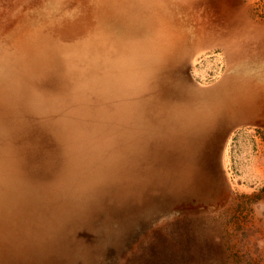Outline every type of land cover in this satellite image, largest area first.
Instances as JSON below:
<instances>
[{"label": "bare ground", "instance_id": "obj_1", "mask_svg": "<svg viewBox=\"0 0 264 264\" xmlns=\"http://www.w3.org/2000/svg\"><path fill=\"white\" fill-rule=\"evenodd\" d=\"M45 1H11L14 31L0 25V264H82L97 212L189 202L210 175L196 148L234 115L264 119V77L239 71L211 96L171 80L204 38L188 0Z\"/></svg>", "mask_w": 264, "mask_h": 264}, {"label": "rangeland", "instance_id": "obj_2", "mask_svg": "<svg viewBox=\"0 0 264 264\" xmlns=\"http://www.w3.org/2000/svg\"><path fill=\"white\" fill-rule=\"evenodd\" d=\"M11 1L0 0V25L8 27L6 35L14 31L9 23ZM187 2L180 11L188 29L195 38H204L193 62L187 60L192 64L170 66L172 81H184L200 95L211 96L207 88L217 89L239 71L264 77V0ZM235 42L242 45L244 60L232 67L227 51ZM234 116L236 120L218 130L220 135L196 148L191 163L207 167L210 175L202 176L189 202L155 194L148 207L111 217L108 210H100V203L88 244L93 253H79L82 264H264V119ZM13 119L7 118V123L14 124Z\"/></svg>", "mask_w": 264, "mask_h": 264}]
</instances>
